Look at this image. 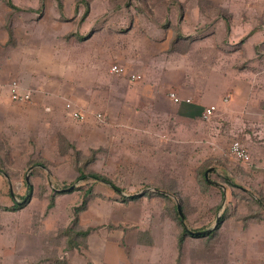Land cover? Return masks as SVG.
Segmentation results:
<instances>
[{"label": "rangeland", "instance_id": "rangeland-1", "mask_svg": "<svg viewBox=\"0 0 264 264\" xmlns=\"http://www.w3.org/2000/svg\"><path fill=\"white\" fill-rule=\"evenodd\" d=\"M178 1L181 4L176 0H0V60L8 53L6 46H10L5 42L7 30L13 31L15 27L14 33L9 34L10 40H16L11 36L16 33L23 41L31 35L33 42L41 39L53 44L61 60H73L74 64L86 67L95 61V51L103 54L102 49L101 52L95 49L98 45L95 23L106 18L116 27L132 19L133 40L140 34L155 36V24L168 15L171 18L174 5L188 13L191 0ZM8 2L19 7V14ZM212 2L218 5L219 0ZM84 9H88V13L81 21ZM85 30L87 35L78 40L77 35ZM107 37H99L97 42L105 43ZM112 38L122 42L124 39L117 35ZM113 51L117 49H105V57L108 53L114 54ZM105 57L108 72L112 67L122 69V73L111 72V75L125 74L121 63L110 62ZM91 72L85 76L87 86L94 77L95 72L92 75ZM114 85L123 88L115 82ZM88 91L93 92L91 106L94 104L95 109V91L91 86ZM67 102L73 103L66 100L63 106ZM98 113L103 117L101 112L89 111V119L93 121ZM108 115L123 125L116 129L96 123L91 132L87 131L92 130L91 126L85 127L84 122L77 123L64 115L62 123L59 120L63 126L54 129L51 125L55 120L42 117L41 123L21 126V132H26L22 137L9 134L0 137V141L6 143H0L5 147L2 155L6 153L1 167L10 175L7 179L0 175V264H43L44 259L53 256L66 262L71 259L72 264H264V210L260 211L251 200H264V183L259 181V177L264 178L263 171L254 173L255 177L244 173L240 183L233 173L222 170L239 169L229 149L231 143L242 140L221 133L218 141L215 138L217 142L211 146L206 144L214 155L206 159L208 154L204 147L197 146L193 150L187 143L175 142L180 136L187 137L186 129L174 131V124L161 123L170 121L168 115L149 111L146 106L137 114L114 110ZM249 161L254 165L252 158ZM34 164H40L46 172H37ZM83 164L84 173L93 172L109 179L123 190L122 196L138 194L149 187L152 190L138 194L134 201H120L102 183L76 180L75 168ZM210 168L221 173L207 176L225 188L222 202L217 188H206L202 184V173ZM92 184L95 195L91 194L85 209L78 211L84 190ZM55 187L59 192H56L53 207L49 208V191ZM7 188L11 199L6 196ZM155 189L164 190L172 197L160 198L155 195ZM12 201L21 208L3 210L4 206L11 208ZM171 201L179 206L183 224L191 227L209 225L212 228L214 213L216 217L220 215L223 206L229 211L210 240H202V244L187 240L185 247L178 249L181 225L174 217ZM218 205L220 209L216 211ZM74 212L78 227L88 234L77 241L78 248L70 251L66 248L63 231L70 226ZM199 237L207 239L208 234ZM202 245L208 251L203 252ZM68 262L71 264L70 260Z\"/></svg>", "mask_w": 264, "mask_h": 264}, {"label": "crops", "instance_id": "crops-1", "mask_svg": "<svg viewBox=\"0 0 264 264\" xmlns=\"http://www.w3.org/2000/svg\"><path fill=\"white\" fill-rule=\"evenodd\" d=\"M232 1L235 3L232 4ZM190 2L192 5L188 13L186 9L176 8L173 4L175 7L173 6L172 17L168 15L155 24V36L140 34L133 40L132 19L116 27L106 18L95 23V43L98 44L95 49L100 52L102 49L103 54L99 55L95 51V61L86 67L74 64L73 60H61L60 53L55 51L53 44L41 39L33 42L31 35L23 41L16 33L11 35L16 40H10L9 34L16 29L13 27V31L7 30L9 34L5 42L10 46H6L8 53L0 60V137L4 138L8 134L11 137H22L26 132H21V126L41 123L44 121L42 117L48 121L55 120L51 125L54 129L63 126V102L66 100H71L75 108L87 117L86 120L84 118L83 121L76 122H84L85 127L91 126L93 131L87 130L91 132H94L96 123L116 129L123 125L108 115L110 111L137 114L146 106L149 111L168 115L170 121L162 120L161 123L174 124V131L185 128L187 137L180 136L175 142L187 143L193 150L197 146L204 147L208 154L206 159L214 156L207 146L217 142L221 133L238 137L242 140L238 142L245 147L254 165L249 160L241 162L232 157L239 169L222 170L233 173L240 183L244 173L255 177L254 173L263 171L264 175V1L219 0L218 5H213L212 0ZM84 12L85 9L81 17ZM86 35L85 30L77 38L81 41ZM110 35L124 38L123 42ZM102 36L107 37V41L104 43L101 39L102 43L97 42ZM111 47L117 51H113L114 54L108 53L105 57V49ZM104 57L110 62L121 63L125 74L111 75L113 73L110 70L108 72V63ZM90 72L91 75L95 72L90 85L91 90L95 91V109L94 104L91 106L90 94L93 92L89 93L90 86L84 82L85 76ZM136 75H140V79H131V76ZM11 81L17 84L21 95L28 93L29 99L11 100L8 88ZM114 82L123 88H115ZM115 91L120 93L117 95ZM170 93L180 101L175 103L169 96ZM186 99L189 102H185ZM211 106L215 110L205 120L202 114ZM89 111L104 115L102 117L98 113L100 118L95 116V119L93 115L92 121L89 119ZM219 155L221 156V152ZM259 165L262 168L259 169ZM210 169V175H221L218 169ZM259 181L264 183V178L259 177ZM208 184L219 187L224 194L225 188L221 185ZM238 188L243 193H248L245 188ZM145 190L147 192L152 189L149 187ZM154 191L164 193L162 190ZM165 195L172 197L167 193ZM132 196L137 197L138 194ZM259 204L264 209V205ZM225 208L227 207H222L221 214ZM221 214L215 216L212 228L208 225L204 230L190 232L182 243H179L178 236L177 248H184L187 240L201 244L202 240H210L215 234ZM180 221L183 222V219ZM207 234V239L199 237ZM197 239L199 241H194ZM201 250L208 251L204 249V245ZM68 260L71 262V259Z\"/></svg>", "mask_w": 264, "mask_h": 264}, {"label": "trees", "instance_id": "trees-1", "mask_svg": "<svg viewBox=\"0 0 264 264\" xmlns=\"http://www.w3.org/2000/svg\"><path fill=\"white\" fill-rule=\"evenodd\" d=\"M85 5H87V4H85ZM8 6L12 10L19 11V7H16L15 5H13V4L9 3V2H8ZM87 10L88 9H85V12H84L83 16L81 17V20H84L86 18ZM2 150H5V147H4L3 144H0V175H2L6 179L7 177L10 178V175L7 172H5L4 169L1 167L2 166L1 165V161L6 159L5 158L6 157V153L4 155H2ZM34 165L37 167L35 169L37 172L44 170V167L41 166L40 164H34ZM34 165H30L29 167H31V166L33 167ZM75 170H76V173L78 175L76 180H80L81 179L83 181H87L88 179H91V180H93V183H95V182L102 183V184L108 186L113 191L115 196L117 198H120V201L124 202V201H129V200L132 201V200L137 199V197H133L132 195H129L127 197L121 196V193L123 192V190L119 189L112 181H110L109 179H107V178H105L103 176H100V175H98L96 173H93V172L88 173V174L84 173V164L80 165V166L79 165L76 166ZM204 171H206V170H204ZM203 173H202V177H203L202 184H203V186L206 187V188H210V187H212L214 189L217 188L218 194H219V197H220V202H222L223 195H224L222 190L219 187H217V186L213 187L212 185L208 184L206 182L205 178H204ZM5 179H3V181L5 183H7ZM25 185H27V184L25 183ZM62 187H65V186H62ZM30 188H31V186L29 184V187H28L27 190L29 191ZM55 188L57 189V187H55ZM93 188L94 187H93V184H92V185L87 186L86 189L84 190V192H83V200L81 201V207L78 209V211L85 209L86 203H87V198H89V196L92 194ZM49 192H50L49 208H52L53 205H54V198L57 195L56 192H58V191L53 189V190H50ZM165 193H167V192H164V193L156 192L155 195L160 197V198L169 200L170 198L167 195H165ZM6 196L9 199H11V194L8 191V188H7V191H6ZM251 200L257 205V207H258V209L260 211L264 210L263 207L259 204V202H260V203H262L264 205V200H261V199H258V198L257 199L251 198ZM25 203H26V201H25ZM2 208H3V210H6V211H16V210H19L21 207L18 206L16 203H14L12 201V207L11 208H8V207H5V206L2 207ZM172 208H173V211H174L175 219L181 225V233L179 235V243H182L183 238L185 236L189 235L190 232H194L195 233L197 231L205 229V227H199V228L196 227L195 228V227H191V226H187V225L183 224V222L179 220L180 216L178 215V212H177V205L175 203H173V202H172ZM219 209H220V205H218L216 207V211L219 210ZM228 211H229L228 208L224 209L223 213L221 214L220 220L217 222V225H216L215 229H218V227L220 226V224L222 222V219H224L228 215L227 214ZM215 216H216V213H214V218H215ZM78 226L79 225H78L77 213L74 212V218L72 219L70 226L66 227L65 230L63 231V234L65 236V245H66V248L68 250H73L75 248H78L77 241L86 238V236L88 234V231H84L83 232V231H81V229ZM44 262H43V264H67L66 260L60 259V258H58L56 256H53L51 259H49V258L44 259Z\"/></svg>", "mask_w": 264, "mask_h": 264}, {"label": "built area", "instance_id": "built-area-1", "mask_svg": "<svg viewBox=\"0 0 264 264\" xmlns=\"http://www.w3.org/2000/svg\"><path fill=\"white\" fill-rule=\"evenodd\" d=\"M111 72H115V73H122V69L121 68H117V67H112L111 68ZM138 79L139 77H135V76H131V79ZM9 94H10V98L13 101H23V100H27L29 99V94H23L21 95L18 91V86L15 82H12L10 87H9ZM169 96L173 99V101L175 103H178L180 101V99L178 97H176L174 94L170 93ZM185 102H189V100H185ZM215 110L214 106H211L209 108H206L202 114V117L206 120L210 117V115L212 114V112ZM64 112L65 115L70 118L71 120L74 121H83L85 116L83 113H81L80 111H78L75 106L70 103L67 102L66 104H64ZM97 118H100V115H96ZM230 154L233 158L241 161V162H247L249 160V156L246 152L245 147L238 141H234L233 143H231L230 145Z\"/></svg>", "mask_w": 264, "mask_h": 264}, {"label": "water", "instance_id": "water-1", "mask_svg": "<svg viewBox=\"0 0 264 264\" xmlns=\"http://www.w3.org/2000/svg\"><path fill=\"white\" fill-rule=\"evenodd\" d=\"M211 171H212V169H208V170L204 173V178L206 179V181H207L208 183H211V184H213V185H216V183L209 181L208 178H207L208 173L211 172ZM24 179H25V183L27 184V183H28V178H27V176H25ZM220 187H221V186H220ZM144 192H146V190H144V191H142L141 193H138V194H142V193H144ZM25 201H26V198L23 199V202H25ZM177 212H178V215L180 216V220H182L183 217H182V215H181V212H180L179 206H177Z\"/></svg>", "mask_w": 264, "mask_h": 264}]
</instances>
